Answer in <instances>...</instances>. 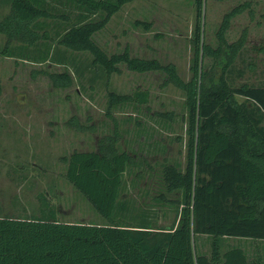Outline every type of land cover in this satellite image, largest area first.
Segmentation results:
<instances>
[{
    "label": "trees",
    "instance_id": "16d2710c",
    "mask_svg": "<svg viewBox=\"0 0 264 264\" xmlns=\"http://www.w3.org/2000/svg\"><path fill=\"white\" fill-rule=\"evenodd\" d=\"M129 1L0 0L10 6L8 13H0V33L6 35L2 52L34 63L65 64L78 75L84 70L74 61L80 52L90 53L91 65L108 75L120 63L140 72L159 67L127 50L108 54L95 40V33ZM196 4L193 75L184 81L174 67H166L186 92L185 161L163 162L153 206H138L125 191L128 170L141 164L137 152L119 148L107 135L97 149L75 150L66 158L67 179L107 221L60 220L55 205L41 195L38 214H0V264H264L260 253L252 257L244 245L224 243L228 237L264 241V82H231L244 34L230 44L234 52L220 75L204 68L207 54L219 56L221 45L228 44V20L220 26L216 52L204 40L205 0ZM254 47L264 53V42ZM255 66L250 62V68ZM1 88L0 81V93ZM132 96L147 102L148 91ZM122 99H110L109 114ZM157 207L175 209L170 225L158 223ZM198 234L207 235L210 252L198 247Z\"/></svg>",
    "mask_w": 264,
    "mask_h": 264
},
{
    "label": "rangeland",
    "instance_id": "374dc122",
    "mask_svg": "<svg viewBox=\"0 0 264 264\" xmlns=\"http://www.w3.org/2000/svg\"><path fill=\"white\" fill-rule=\"evenodd\" d=\"M245 3L248 6L230 15ZM9 9L0 5L1 14ZM197 20L196 0L126 2L95 33V40L108 54L127 50L160 66L140 72L120 63L111 75L93 67L88 52L76 53L74 61L84 68L81 75L55 61L34 63L6 55L2 52L6 35L0 33V214H38L44 195L55 205L60 220L105 223L107 219L67 179L66 158L75 150L97 149L107 135L119 148L137 152L141 164L128 170L125 191L138 206L152 207L163 162L185 161L186 92L171 80L166 67H174L184 81L191 79ZM226 20L228 44L221 45L219 56L207 54L204 68L220 75L234 52L230 44L244 34L245 44L240 46L244 50L236 55L231 82H264V53L254 47L264 42V0H205L204 40L216 52L220 26ZM250 62L256 66L250 68ZM138 91H148L147 102L133 99ZM113 97L114 102L121 98L123 102L111 107L109 114ZM165 120L169 126L163 124ZM163 145L164 149L158 147ZM156 209L160 225L174 221L175 209ZM206 236L198 234L196 241L210 252ZM224 243L242 244L250 256L260 253L264 261V241L228 237Z\"/></svg>",
    "mask_w": 264,
    "mask_h": 264
}]
</instances>
